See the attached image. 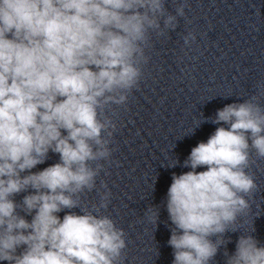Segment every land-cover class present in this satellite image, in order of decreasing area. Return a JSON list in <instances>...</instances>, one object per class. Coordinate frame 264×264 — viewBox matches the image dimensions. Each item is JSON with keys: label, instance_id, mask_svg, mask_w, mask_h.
I'll return each instance as SVG.
<instances>
[{"label": "clouds", "instance_id": "obj_1", "mask_svg": "<svg viewBox=\"0 0 264 264\" xmlns=\"http://www.w3.org/2000/svg\"><path fill=\"white\" fill-rule=\"evenodd\" d=\"M184 8L173 15L165 0H0V262L121 259L124 230L99 214L110 193L93 210L79 194L96 187L98 162L111 155L103 134L111 137L115 125L101 119L105 108L127 102L148 61L150 34L175 30ZM194 39L188 33L184 43ZM256 99L217 110L211 123L227 127L191 149L183 162L189 171L172 174L165 202L172 264H210L249 208L246 196L256 188L246 171L250 150L264 158V108ZM49 152L59 161L32 171ZM76 208L82 214L70 211ZM224 255L225 264H264V245L241 234Z\"/></svg>", "mask_w": 264, "mask_h": 264}]
</instances>
